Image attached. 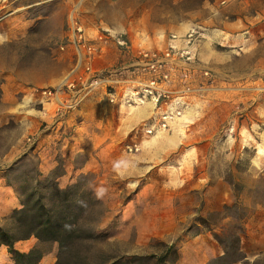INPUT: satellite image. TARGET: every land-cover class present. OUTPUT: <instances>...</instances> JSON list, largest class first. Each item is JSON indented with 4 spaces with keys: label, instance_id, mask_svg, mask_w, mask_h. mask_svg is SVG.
I'll list each match as a JSON object with an SVG mask.
<instances>
[{
    "label": "rangeland",
    "instance_id": "1",
    "mask_svg": "<svg viewBox=\"0 0 264 264\" xmlns=\"http://www.w3.org/2000/svg\"><path fill=\"white\" fill-rule=\"evenodd\" d=\"M73 15L134 47H165L193 29L198 61L216 76L213 89L189 93L195 122L179 119L174 131L147 136L145 117L117 140L110 126L107 140L77 139L75 128L92 121L83 115L95 111L88 89L69 107L78 71L74 51L59 46ZM57 166L60 188L85 174L84 188L104 205L80 214L86 238L62 254L57 241H18L22 252L41 249L39 264L122 256L158 264L172 245L178 261L163 264H205L223 254L215 234L241 228L244 257L233 264H264V0H0V224L21 207L16 188L27 178L32 188L38 172L46 178ZM0 264H14L4 246Z\"/></svg>",
    "mask_w": 264,
    "mask_h": 264
},
{
    "label": "built area",
    "instance_id": "2",
    "mask_svg": "<svg viewBox=\"0 0 264 264\" xmlns=\"http://www.w3.org/2000/svg\"><path fill=\"white\" fill-rule=\"evenodd\" d=\"M69 31L68 43L59 46L62 51L68 48L74 51L75 70L78 71L69 84L79 87L76 90L78 98L69 107L81 101L84 96L81 94L86 89L88 92L103 90L112 104L130 108L151 104L154 112L143 130L147 136H154L174 131L179 119L186 121L184 113L191 91L214 88V72L198 61L191 43L193 29L183 36L172 34L162 48H146L140 44L134 47L124 34L114 36L105 28L91 35L74 15ZM112 44L120 63L112 67H95V62L110 51ZM197 77L201 80L199 86Z\"/></svg>",
    "mask_w": 264,
    "mask_h": 264
},
{
    "label": "trees",
    "instance_id": "3",
    "mask_svg": "<svg viewBox=\"0 0 264 264\" xmlns=\"http://www.w3.org/2000/svg\"><path fill=\"white\" fill-rule=\"evenodd\" d=\"M60 166H57L46 178H37L33 187L30 188L28 174L25 181L16 188L20 195L21 207L13 209L9 215L3 217V224H0V248L6 247L9 256L14 264H39L43 259L41 249L33 247L27 252L16 248V243L35 237L40 241H57L60 247V254L70 244H74L86 238L83 232L86 231L78 220L84 210H94L97 206L104 205L90 188H84L83 184L87 176L81 174L78 181L65 189L60 188L56 182ZM215 234L216 239L223 247V254L211 259L205 264H233L244 256L239 246V233ZM170 252L162 255L158 264L176 263L178 253L175 246L170 247ZM148 257L122 256L110 264H137L147 260ZM88 264V263H82ZM104 264H109L105 262Z\"/></svg>",
    "mask_w": 264,
    "mask_h": 264
},
{
    "label": "crops",
    "instance_id": "4",
    "mask_svg": "<svg viewBox=\"0 0 264 264\" xmlns=\"http://www.w3.org/2000/svg\"><path fill=\"white\" fill-rule=\"evenodd\" d=\"M83 26H84V24H83ZM100 28L101 27L95 28V26H94L90 29L86 28V31L89 34L94 35L95 33H97V31ZM156 46H160V44H158ZM113 49L114 48L112 47L110 49V51L106 53V55H103L102 58L97 60L94 64V66L99 67V68L103 67V66L101 67L100 64H102V65L106 64L104 67L116 66L115 61L118 62L119 59H118V55L115 52V49L114 50ZM105 56H106L105 60H101ZM202 63H204V62L202 61ZM204 64H202V65L204 67H207L206 66L207 64H205V65ZM103 93H104L103 91L97 90L96 92H94L91 95L89 102H87L88 107L90 105L94 109L95 114L90 116V117L83 115L84 118L85 117L89 118V119L91 118L92 121L90 124H87L86 121L85 122L82 121V123H80L75 128L76 131H78V133L80 132V134L75 135V137L77 139H79V140H107V137L109 134H107V137H106V134L103 133V130H106L107 127L110 126L111 128H115V129H116V127L119 128V133H117V135L114 138H112V140H117V138L119 136H126L130 131H132L134 128H136V126L143 119H145V117L151 118V116L153 115L154 110H153L152 105L147 104V105H143V106L132 107L133 109H131L130 107H126L124 105L109 103L108 100L106 99V96L104 95L105 93L104 94ZM147 107H148V111L146 110ZM92 108L89 107V109H92ZM142 110H144V112L140 113V111H142ZM197 110L198 109H195L191 103L190 106L188 108H186V110H185V113H184L185 120L190 121L191 123L193 121L195 122L196 115H197L196 112H198ZM77 111H78L79 115L84 113L83 109H81V110L78 109ZM146 111H147V113H145ZM146 114H148V116H145ZM116 115L119 117H117ZM114 118L119 119V121H120L119 126H113ZM186 128H187V130H189L188 129L189 126H186ZM98 129H102V130L99 131ZM106 133H108V132H106ZM160 133H162V132H160ZM160 133H158V134H160ZM158 134H156V136H158ZM160 139H162V138H160ZM162 140H178V138L174 139L173 137H163ZM84 145H87V144L85 143ZM89 145L90 146H88V148H84L83 151H88V149H91V144H89Z\"/></svg>",
    "mask_w": 264,
    "mask_h": 264
},
{
    "label": "bare ground",
    "instance_id": "5",
    "mask_svg": "<svg viewBox=\"0 0 264 264\" xmlns=\"http://www.w3.org/2000/svg\"><path fill=\"white\" fill-rule=\"evenodd\" d=\"M142 112H144V110L140 111V113H142ZM173 138L175 139L176 136H173ZM258 153H259V154H263V149H262V148H259V149H258Z\"/></svg>",
    "mask_w": 264,
    "mask_h": 264
}]
</instances>
